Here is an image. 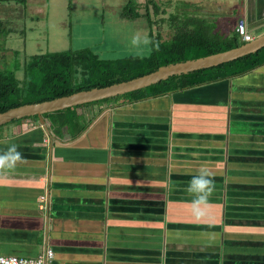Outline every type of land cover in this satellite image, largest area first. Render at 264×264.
<instances>
[{
	"label": "crops",
	"instance_id": "0c3cea01",
	"mask_svg": "<svg viewBox=\"0 0 264 264\" xmlns=\"http://www.w3.org/2000/svg\"><path fill=\"white\" fill-rule=\"evenodd\" d=\"M96 1L122 6L121 18L127 0ZM209 1L216 25L231 15L234 29L241 19L257 38L264 0ZM76 111L85 130L75 138L53 136L43 116L20 119L18 133L0 131V154L12 144L20 153L0 167V256L264 264V65L170 96ZM202 167L212 191L195 215L188 183Z\"/></svg>",
	"mask_w": 264,
	"mask_h": 264
},
{
	"label": "trees",
	"instance_id": "16d2710c",
	"mask_svg": "<svg viewBox=\"0 0 264 264\" xmlns=\"http://www.w3.org/2000/svg\"><path fill=\"white\" fill-rule=\"evenodd\" d=\"M69 1L73 0H67ZM175 1L181 2V0H144L143 13L140 11L141 5L136 0L126 1L121 18L127 21L142 19L147 22L150 47L147 56L141 58L125 56L117 60H102L89 49L84 48L68 52L34 54L21 65L17 64L9 68L8 63L17 56L18 51L5 46L6 37L13 30L8 27L7 20L0 19V113L23 105L67 97L81 91L106 88L145 76L163 66L222 53L243 45L233 25H229L226 20L228 16L223 17L224 20L219 26L212 19L210 20L213 22L209 24L204 17L196 14L192 18L185 13L183 16L167 15L166 11L170 8V3ZM0 3L20 4L23 11H29L26 6L28 0H0ZM38 19L37 17L35 20ZM164 29L167 30V38L163 37ZM9 52V55L6 54ZM195 52H199V56L191 58L189 55ZM263 65L264 48L232 62L187 75L170 77L146 88L94 104L110 103L118 98H121L125 104H132L170 96L238 78ZM19 70L22 71V79L17 78ZM86 105L43 115V118L49 121V131L53 136L61 138L67 133L75 138L85 130V127L79 126L76 110ZM31 119L37 122V117Z\"/></svg>",
	"mask_w": 264,
	"mask_h": 264
},
{
	"label": "rangeland",
	"instance_id": "374dc122",
	"mask_svg": "<svg viewBox=\"0 0 264 264\" xmlns=\"http://www.w3.org/2000/svg\"><path fill=\"white\" fill-rule=\"evenodd\" d=\"M136 2L141 5L140 11L143 13L144 0H136ZM105 3L108 2L104 1L100 4L96 0H73L71 2L67 0H28L26 6L29 11H23L20 4L0 3V19L7 20L8 27L13 30L6 37L5 46L18 51L17 56L19 55L18 58L14 56L10 60L8 67L21 65L34 54L68 52L84 48L89 49L102 60H117L125 56L140 58L147 56L150 46L146 44V39L149 43L147 29L145 30L146 27L140 25L143 22L120 18L118 15L122 6L108 4L107 7L113 9L110 10L106 8ZM206 3L207 6H204ZM210 4L209 0L203 2V5L197 2L191 4L183 3L182 0L181 2L175 1L170 3V8L166 12L167 15L178 14L179 16L185 13L190 18L196 13L203 16L210 24L213 21L210 20V16L206 15ZM209 12L213 13L212 10ZM37 17L39 19L35 20ZM220 18L224 20L223 17ZM221 19L218 18V20ZM226 20L230 25L234 17L228 15ZM144 23L147 22L144 21ZM261 26H264V22L252 29V34L257 37L263 35L264 31L262 33L256 31ZM163 37H168L166 29L163 31ZM6 54L9 55L10 52ZM192 54L195 55L192 56ZM192 54L189 55L191 58L199 56L200 53ZM199 58L203 57L190 60ZM21 72V70L17 72L18 79H22ZM100 101H93L91 104ZM21 124L22 121H15L12 124L1 126L0 131L18 133V127Z\"/></svg>",
	"mask_w": 264,
	"mask_h": 264
},
{
	"label": "water",
	"instance_id": "95a60500",
	"mask_svg": "<svg viewBox=\"0 0 264 264\" xmlns=\"http://www.w3.org/2000/svg\"><path fill=\"white\" fill-rule=\"evenodd\" d=\"M262 48H264V34L238 48L196 60L163 66L145 76L114 84L106 88H95L89 91H81L67 97L10 109L4 113H0V126L28 117H37L42 123V116L45 114L92 103L93 101L122 96L146 88L150 85H154L160 81L167 80L170 77L187 75L195 71L205 70L224 63L232 62L238 58L255 54Z\"/></svg>",
	"mask_w": 264,
	"mask_h": 264
},
{
	"label": "clouds",
	"instance_id": "9594fccd",
	"mask_svg": "<svg viewBox=\"0 0 264 264\" xmlns=\"http://www.w3.org/2000/svg\"><path fill=\"white\" fill-rule=\"evenodd\" d=\"M19 158L20 153L16 150V145L12 144L4 153L0 154V167H7ZM209 175L210 174L206 171V169H203L202 167L201 171L197 175L193 176L188 183V190L194 194L191 203L192 211L195 215L200 214L202 203L206 200L207 195L212 191L213 181L208 178Z\"/></svg>",
	"mask_w": 264,
	"mask_h": 264
},
{
	"label": "built area",
	"instance_id": "2783aa9c",
	"mask_svg": "<svg viewBox=\"0 0 264 264\" xmlns=\"http://www.w3.org/2000/svg\"><path fill=\"white\" fill-rule=\"evenodd\" d=\"M235 32L243 42L252 41V37L247 33L245 23L239 19L236 21ZM52 258L51 251H46L36 258H20L14 256H0V264H46Z\"/></svg>",
	"mask_w": 264,
	"mask_h": 264
}]
</instances>
